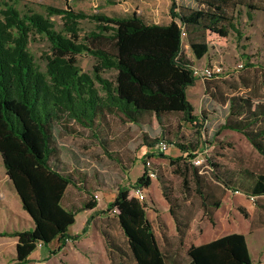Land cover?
I'll list each match as a JSON object with an SVG mask.
<instances>
[{
    "label": "trees",
    "instance_id": "trees-1",
    "mask_svg": "<svg viewBox=\"0 0 264 264\" xmlns=\"http://www.w3.org/2000/svg\"><path fill=\"white\" fill-rule=\"evenodd\" d=\"M191 1L195 7L171 1L167 24L148 23L136 12L119 17L49 6L48 14L63 18V32H59L42 15L21 14L12 4L0 0V157L22 209L33 222L25 230L0 232V236L16 238L15 256L8 264L28 263L35 249L54 240L62 248L68 240L79 239L95 212V199L84 201L77 209L62 203L68 186L76 185L77 179L73 173L59 169L61 160L54 136L57 126L71 135L86 130L105 146L110 136V116L122 123L138 125L155 121L161 132L166 116L171 114L179 115L181 122H198L186 93L197 79L193 75L196 65L185 54L183 41L187 38L195 58L200 59L207 53L210 41L225 44L234 23L228 13L229 0ZM237 2L249 9L264 10V0ZM85 18L95 22V29L80 40L77 25ZM33 31L44 34L51 44L50 53L45 56V70L35 63L27 47ZM81 53L96 58L91 73L83 72L77 65L76 55ZM106 70L115 72L111 80L101 76ZM217 76L203 81L205 94L227 105L218 131L243 134L264 156V94L260 91L264 81L242 77L243 91L240 86L226 82L230 92L225 93L217 81L209 85V80ZM162 140L167 142L144 136V144L151 149ZM176 145L181 155L167 158L177 165L175 172L181 177L184 194L193 188L200 199L203 221L212 223L220 198L205 190L202 165H194L182 157L185 152L193 157L190 153L193 151L182 143ZM149 156L152 153L146 155ZM207 161L209 176L214 175L229 186L231 181L222 179L216 164L209 158ZM148 169L144 162L143 172L131 188L147 189L151 185ZM158 180L186 257L182 259L176 252L167 254L161 250L147 216V201L130 196V188L121 186L106 209L114 211L134 264H252L243 233L232 232L195 244L189 223L182 222L176 211L177 197L172 196L161 177ZM245 192L253 197L264 196V173L255 174L246 182ZM82 210H91L90 216L78 233L69 234L68 227ZM161 235L165 238L164 232ZM105 237L109 247L121 255L125 253L109 236ZM51 252L48 250V254Z\"/></svg>",
    "mask_w": 264,
    "mask_h": 264
},
{
    "label": "rangeland",
    "instance_id": "rangeland-1",
    "mask_svg": "<svg viewBox=\"0 0 264 264\" xmlns=\"http://www.w3.org/2000/svg\"><path fill=\"white\" fill-rule=\"evenodd\" d=\"M4 1L12 4L21 14L35 12L42 15L51 22L54 30L63 32L62 16L48 14L49 6L119 17L136 12L149 22L165 23L169 21V5L173 0ZM176 1L180 5L196 6L191 0ZM237 1L229 0L228 13L233 19L234 27L230 28L224 45L210 41L207 53L197 59L188 46L187 38L183 41L185 54L194 65L199 68L208 64L219 66V76L209 80V85L216 84L217 81L225 93L230 92L226 82L242 89V77H247L249 81H264V10L249 9ZM242 1L250 4L262 0ZM248 13L251 17H248ZM77 26L80 40H83L86 33L95 29V22L85 18ZM50 45L44 34L34 31L30 33L27 47L41 70H45V56L50 53ZM76 59L83 72H92L96 63L94 56L81 53L76 55ZM114 73L113 70H106L101 76L111 80ZM205 83L197 78L194 85L187 88L193 114L198 117L197 123L181 122L179 115L171 114L166 116L161 132V127L155 121L138 125L122 123L110 116V136L105 146L95 141L86 130H82L83 134L71 135L56 125L54 136L61 160L59 169L73 173L77 179L76 185L68 186L62 200L63 205L77 209L84 201L92 199L96 200L97 205L86 232L79 239L68 240L62 248L58 247L56 240L46 247L37 248L26 264H134L117 217L114 211L106 208L121 186L130 188L129 195L135 196L131 187L142 174L147 159L151 169L157 174L152 177L149 188L144 189L142 199L147 201V216L164 253L171 251L182 259L186 257L178 243L168 203L162 196L159 177L170 189L172 196L177 197L179 206L176 211L182 222L189 223L194 242H206L232 232L243 233L254 264H264V196L253 197L245 192L246 182L255 174L264 173V156L257 152L243 134L232 130L218 131L219 125L224 122L227 105H222L205 94ZM96 86L99 88L98 83ZM260 91L264 94V87ZM145 135L149 138L166 139L168 147L165 150L157 147L151 149L144 144ZM176 143H182L193 151L190 152L193 157L189 156V152L183 153L182 157L186 161L196 158L204 165L205 172L202 173L205 175V190L220 198V206L214 211L212 223L203 221L200 199L193 188L187 195L184 194L181 177L175 172L177 165L171 164L167 158L181 155ZM151 153L153 156L146 157ZM159 153L165 156H160ZM208 158L216 164L217 174L222 179L231 181L229 186L216 180L214 175L213 178L209 176ZM90 214L91 210L77 212L74 223L68 227V233H78ZM32 225L30 216L22 209L5 174L0 157V232L25 230ZM162 232L165 233V238H162ZM105 235L125 253L121 255L109 247ZM15 242V237L0 236V264H8L14 258ZM48 250L52 251L51 254H48Z\"/></svg>",
    "mask_w": 264,
    "mask_h": 264
},
{
    "label": "built area",
    "instance_id": "built-area-1",
    "mask_svg": "<svg viewBox=\"0 0 264 264\" xmlns=\"http://www.w3.org/2000/svg\"><path fill=\"white\" fill-rule=\"evenodd\" d=\"M220 72L221 71L219 69V66H216V65H205L201 68H199L197 66L193 67V75L197 78H201L202 80L208 79V78L212 77L213 75H218V74H220ZM156 147L159 150H165L168 147V143L166 141L162 140V141L158 142ZM192 162L194 164L201 165L200 161L196 158L193 159ZM145 163H146V166L150 168L147 171L148 172L147 175L149 178L152 179V177H154V175H155V172L151 169L149 160H146ZM203 166L204 165H202V168H201L202 170L200 171L201 173L205 172V170H203V168H204ZM143 191H144V189H140V188H133V190H132L133 195H135L139 199L142 198Z\"/></svg>",
    "mask_w": 264,
    "mask_h": 264
},
{
    "label": "crops",
    "instance_id": "crops-1",
    "mask_svg": "<svg viewBox=\"0 0 264 264\" xmlns=\"http://www.w3.org/2000/svg\"><path fill=\"white\" fill-rule=\"evenodd\" d=\"M141 15V14H140ZM144 17V16H143ZM146 20V19H145ZM169 20H170V17H169ZM147 21V20H146ZM148 23H158V22H149V21H147ZM169 21H167V22H165V23H160V24H167ZM186 93H187V90H186ZM187 98H188V96H187ZM149 188V187H148ZM246 239V238H245ZM211 240H213V239H211ZM55 241V240H54ZM208 241H210V240H208ZM208 241H206V242H208ZM53 242V241H52ZM195 244H201V243H204V242H194ZM248 246V245H247ZM249 250V249H248ZM251 260H252V264H254V261H253V258H251Z\"/></svg>",
    "mask_w": 264,
    "mask_h": 264
}]
</instances>
